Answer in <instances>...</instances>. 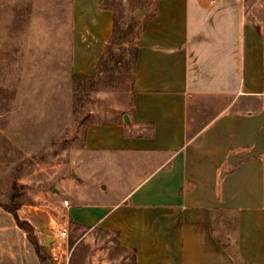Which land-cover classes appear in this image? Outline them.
I'll list each match as a JSON object with an SVG mask.
<instances>
[{"label": "crops", "instance_id": "obj_1", "mask_svg": "<svg viewBox=\"0 0 264 264\" xmlns=\"http://www.w3.org/2000/svg\"><path fill=\"white\" fill-rule=\"evenodd\" d=\"M70 8L71 72L89 77L115 14L101 0ZM144 12L132 125L125 114L87 127L79 199L34 192L17 210L32 233L4 208L0 264H42L32 238L45 247L47 231L54 243L71 224L118 233L136 264H264V31L245 0H156ZM113 160L132 185L102 175Z\"/></svg>", "mask_w": 264, "mask_h": 264}, {"label": "rangeland", "instance_id": "obj_2", "mask_svg": "<svg viewBox=\"0 0 264 264\" xmlns=\"http://www.w3.org/2000/svg\"><path fill=\"white\" fill-rule=\"evenodd\" d=\"M155 1L106 0L122 26L126 13L153 8ZM70 3L0 0V225L12 219L6 208L29 204L34 192L44 188L77 201L83 190L78 181L83 172L79 150L87 127L123 120L133 106L131 58L111 64L94 84L72 74ZM245 3L264 31V0ZM143 24L141 17L136 30ZM101 169L102 175L117 176L123 187L133 183L123 160ZM22 225L33 232L26 222ZM67 231V248L58 257L53 242L44 247L32 238L42 264L133 263L132 254L120 248L112 233L74 224Z\"/></svg>", "mask_w": 264, "mask_h": 264}, {"label": "trees", "instance_id": "obj_3", "mask_svg": "<svg viewBox=\"0 0 264 264\" xmlns=\"http://www.w3.org/2000/svg\"><path fill=\"white\" fill-rule=\"evenodd\" d=\"M127 0H124L126 2ZM101 5L104 8H110L114 11L115 18H114V34L108 43L106 47V51L104 53V56L100 60L98 67L95 71V73L92 76L89 77H81V76H75L76 78H79L81 80H84L86 83L94 84L98 78H101L103 75V72L105 69H108L111 64H117L121 65L122 61L130 59L133 61V82H134V74H135V68H136V62L138 58V39L144 29V24L140 29L136 30V26L138 25L141 17L143 15H137L136 11L135 13H126L125 23L122 26L120 23V20L117 16L116 10L114 7H112L110 4L106 2V0H101ZM18 206L16 208H6L9 212H11L18 223L22 225V222L20 221L17 210ZM106 233H112L109 231H104ZM118 237V233H112ZM121 248V247H120ZM124 251H127L132 254V264H136V251L128 250L121 248Z\"/></svg>", "mask_w": 264, "mask_h": 264}, {"label": "built area", "instance_id": "obj_4", "mask_svg": "<svg viewBox=\"0 0 264 264\" xmlns=\"http://www.w3.org/2000/svg\"><path fill=\"white\" fill-rule=\"evenodd\" d=\"M69 238V233L67 230H62L58 234L57 238L54 241V254L58 257L59 253L67 248V239Z\"/></svg>", "mask_w": 264, "mask_h": 264}, {"label": "water", "instance_id": "obj_5", "mask_svg": "<svg viewBox=\"0 0 264 264\" xmlns=\"http://www.w3.org/2000/svg\"><path fill=\"white\" fill-rule=\"evenodd\" d=\"M143 13H144V10H137V11H136V14H137V15H141V14H143ZM124 120H125V122H126L127 125H129V126L132 125L131 118H130V116H129L128 114H126V115L124 116ZM73 176H74V177H77L76 173H74ZM47 233H48V240H47L45 246L48 247V246L50 245V243L53 242V238H52V237H53V233L50 232V231H47Z\"/></svg>", "mask_w": 264, "mask_h": 264}]
</instances>
